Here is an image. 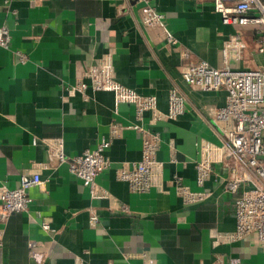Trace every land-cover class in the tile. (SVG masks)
<instances>
[{"label": "crops", "instance_id": "obj_1", "mask_svg": "<svg viewBox=\"0 0 264 264\" xmlns=\"http://www.w3.org/2000/svg\"><path fill=\"white\" fill-rule=\"evenodd\" d=\"M154 2L166 14L176 44L142 23L137 0H0V26L8 24L12 48L29 56L16 61L0 45V191L17 187L25 172H39L43 179L29 189V210L0 216V264H212L218 255L225 264L231 256L264 264L254 236H229L237 224L235 194L225 188L229 171L212 124L227 91L195 88L183 78L191 62L223 66L224 44L235 33L246 47L240 60L229 62L264 68V22L227 24L212 0ZM110 50L117 80L155 94L161 111H168L173 86L186 96V110L177 118L152 123L151 113L144 115L143 125L161 134L157 157L164 162L149 191L135 190L117 175L119 167L142 157L144 133L133 127L135 105L116 104L113 92L92 86L71 92L74 84L89 81V66ZM105 137L113 139L107 150L111 163L96 182L107 196L95 198L53 153L60 139L67 154H77ZM207 142L213 172L201 186L196 163ZM176 174L192 189L207 191L206 198L184 200ZM92 208L97 225L90 222ZM31 249L43 254L42 263Z\"/></svg>", "mask_w": 264, "mask_h": 264}, {"label": "built area", "instance_id": "obj_2", "mask_svg": "<svg viewBox=\"0 0 264 264\" xmlns=\"http://www.w3.org/2000/svg\"><path fill=\"white\" fill-rule=\"evenodd\" d=\"M141 2V21L147 27L161 30L169 44H176L178 38L169 28L166 14L160 11L154 0H137ZM201 1V0H199ZM216 11L227 24H247L264 22V3L261 0H212ZM0 45L13 51L14 58L26 62V52L11 46V33L8 24L0 26ZM246 42L239 33L231 35L223 47V66H215L201 59L189 63L183 70L184 80L192 87L204 90L226 89L227 100L215 109L212 124L222 137L220 150L221 161L227 167L229 175L225 181L227 191L235 194V230L230 233L233 240L254 236L264 250V68L236 67L229 62L231 57L240 60ZM261 47L260 50H263ZM89 81H81L71 87V92L85 91L89 86L96 90L113 92L116 104L133 103L136 108L138 122L134 128L144 133L142 157L133 162H126L117 169L119 178L129 182L138 191H149L163 174L164 162L157 157L161 144V134L150 132L143 125L144 115L151 113L150 121L155 123L164 118H177L185 112L186 96L178 86L169 91L168 111L163 112L158 106L155 94H142L119 82L115 75L113 52L107 51L92 63L88 70ZM112 138H102L94 148H86L77 154H67L62 140L53 153L59 162H66L71 172L82 179L90 188L95 198L107 196L100 193L96 176L110 166L111 159L107 150ZM203 156L196 163L197 182L204 185L213 172L214 157L212 145L204 143ZM53 155V156H54ZM43 181L39 172H25L20 177L17 187L3 186L0 191V216L27 211L32 197L29 189ZM177 191L187 202H199L206 198L208 192L194 190L182 182V177L175 175ZM244 186L243 190L241 187ZM123 210H127L124 206ZM99 216L92 208L90 222L99 223ZM49 228L50 224L43 221ZM32 257L42 263L43 254L31 249ZM153 263V260H149ZM212 264H225V258L218 255ZM229 264H244L240 256H231Z\"/></svg>", "mask_w": 264, "mask_h": 264}, {"label": "trees", "instance_id": "obj_3", "mask_svg": "<svg viewBox=\"0 0 264 264\" xmlns=\"http://www.w3.org/2000/svg\"><path fill=\"white\" fill-rule=\"evenodd\" d=\"M264 3V0H261Z\"/></svg>", "mask_w": 264, "mask_h": 264}]
</instances>
